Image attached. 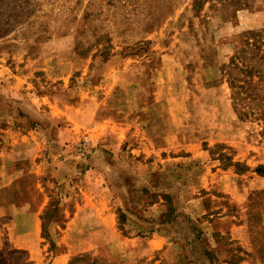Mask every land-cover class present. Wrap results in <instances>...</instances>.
<instances>
[{
	"label": "rangeland",
	"instance_id": "374dc122",
	"mask_svg": "<svg viewBox=\"0 0 264 264\" xmlns=\"http://www.w3.org/2000/svg\"><path fill=\"white\" fill-rule=\"evenodd\" d=\"M261 56L264 0H0V264H264Z\"/></svg>",
	"mask_w": 264,
	"mask_h": 264
},
{
	"label": "crops",
	"instance_id": "0c3cea01",
	"mask_svg": "<svg viewBox=\"0 0 264 264\" xmlns=\"http://www.w3.org/2000/svg\"><path fill=\"white\" fill-rule=\"evenodd\" d=\"M132 126H123L121 127V131H120V134L125 136L126 139L127 137L129 136L130 134V130L132 129L131 128ZM89 197H86V203L88 204V199ZM94 200V204H95V207L92 206V207H89L90 208V212L87 210V213L90 214V216H94L93 220V224L91 225L92 228H89L88 227V230L92 229L93 231H98V230H104V228L106 227V230L107 231H112L113 227L112 225H114L115 223V218H116V213H115V210H114V206L115 203H112V199L109 200L108 202H106V204L104 205L103 202H105L106 200L103 199L102 201H98V200ZM92 201V199L90 200ZM86 204V205H87ZM45 203L39 207L37 210H32L31 207H27L25 208V215L27 216H30L33 218V220H35V228H34V235L36 237V235H38V227H39V221H40V217H41V214L43 213L44 209H45ZM105 206V207H104ZM88 209V207H87ZM83 211H85L84 209H82ZM35 217V218H34ZM100 226H103V228H101ZM99 227V228H97ZM155 241H157L156 237H151L149 240L145 241V245H147V247L151 248V249H154L155 247ZM36 247V244L35 245H32L31 248H35ZM59 257V256H58ZM60 257L59 258H56L54 263H57V261H60Z\"/></svg>",
	"mask_w": 264,
	"mask_h": 264
},
{
	"label": "trees",
	"instance_id": "16d2710c",
	"mask_svg": "<svg viewBox=\"0 0 264 264\" xmlns=\"http://www.w3.org/2000/svg\"><path fill=\"white\" fill-rule=\"evenodd\" d=\"M260 59L264 61V56H261ZM240 60L239 57H235V61H233V65L236 67ZM247 80H244V84H249V89H246L244 93L236 92L237 89L245 88L244 84L240 85L239 82L242 81L240 79H233L231 81V87L234 92V105L237 112L242 115L243 117H248L250 114H256L257 109H254L252 106L253 102L263 103L264 102V93L260 90L264 87V76L256 75L257 70L253 68H246ZM257 77L258 81L254 82V78ZM260 114L264 117V111H260Z\"/></svg>",
	"mask_w": 264,
	"mask_h": 264
},
{
	"label": "built area",
	"instance_id": "2783aa9c",
	"mask_svg": "<svg viewBox=\"0 0 264 264\" xmlns=\"http://www.w3.org/2000/svg\"><path fill=\"white\" fill-rule=\"evenodd\" d=\"M89 148H90V140L89 138H85L82 140V143L79 145L78 151L81 154H85L88 152Z\"/></svg>",
	"mask_w": 264,
	"mask_h": 264
}]
</instances>
